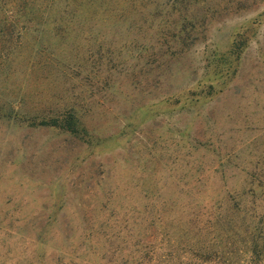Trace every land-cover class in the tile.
Instances as JSON below:
<instances>
[{"label":"rangeland","instance_id":"374dc122","mask_svg":"<svg viewBox=\"0 0 264 264\" xmlns=\"http://www.w3.org/2000/svg\"><path fill=\"white\" fill-rule=\"evenodd\" d=\"M258 231L264 0H0V264H248Z\"/></svg>","mask_w":264,"mask_h":264},{"label":"trees","instance_id":"16d2710c","mask_svg":"<svg viewBox=\"0 0 264 264\" xmlns=\"http://www.w3.org/2000/svg\"><path fill=\"white\" fill-rule=\"evenodd\" d=\"M62 127L65 131L78 136H85L86 131L80 121L74 115L62 119ZM208 260V259H206ZM264 261V233L258 231L253 239L250 249L248 264H263Z\"/></svg>","mask_w":264,"mask_h":264}]
</instances>
